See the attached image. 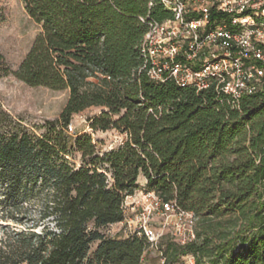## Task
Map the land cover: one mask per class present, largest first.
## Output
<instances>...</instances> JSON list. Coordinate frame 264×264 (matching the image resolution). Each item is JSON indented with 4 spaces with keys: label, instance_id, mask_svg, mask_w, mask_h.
I'll return each mask as SVG.
<instances>
[{
    "label": "trees",
    "instance_id": "obj_1",
    "mask_svg": "<svg viewBox=\"0 0 264 264\" xmlns=\"http://www.w3.org/2000/svg\"><path fill=\"white\" fill-rule=\"evenodd\" d=\"M22 2L41 30L17 70L0 52V79L69 98L41 125L0 101V214L14 224L3 227L0 264H143L145 237L105 232L141 188L196 217L192 241L164 238L165 264H264V88L234 101L140 71L141 18L172 16L159 0ZM91 107L101 108L94 131L125 135L105 153L69 132Z\"/></svg>",
    "mask_w": 264,
    "mask_h": 264
},
{
    "label": "built area",
    "instance_id": "obj_2",
    "mask_svg": "<svg viewBox=\"0 0 264 264\" xmlns=\"http://www.w3.org/2000/svg\"><path fill=\"white\" fill-rule=\"evenodd\" d=\"M159 2L172 16L163 21L141 18L148 30L140 44V71L153 81L173 80L197 92L213 86L234 101L264 88V0ZM137 191L126 198L125 218L119 224L125 237L137 234L147 239L144 255L158 247L173 222L181 244L195 238L193 212L164 201L154 191Z\"/></svg>",
    "mask_w": 264,
    "mask_h": 264
},
{
    "label": "rangeland",
    "instance_id": "obj_3",
    "mask_svg": "<svg viewBox=\"0 0 264 264\" xmlns=\"http://www.w3.org/2000/svg\"><path fill=\"white\" fill-rule=\"evenodd\" d=\"M40 26L29 16L22 0H0V52L12 70H17L31 49ZM69 98V91L53 90L43 86H30L19 80L14 74L0 79V101L5 110L16 117H21L29 125H41L47 120L60 117ZM101 112L99 107H91L73 116L69 132L73 135L90 134L102 153L122 143L125 135L116 131H94L89 119ZM136 194H139L137 191ZM12 222L2 220L0 214V236L3 227ZM177 223L166 226L164 237L145 255L143 264H165L161 244L164 238L180 241L175 236ZM105 232L114 237H125L121 225L109 226ZM127 234V231H126ZM174 238V239H173ZM95 247V246H94ZM176 264H197L192 255L183 256Z\"/></svg>",
    "mask_w": 264,
    "mask_h": 264
},
{
    "label": "crops",
    "instance_id": "obj_4",
    "mask_svg": "<svg viewBox=\"0 0 264 264\" xmlns=\"http://www.w3.org/2000/svg\"><path fill=\"white\" fill-rule=\"evenodd\" d=\"M145 182H146L145 178L144 177H140V184H141V186L144 185ZM114 225H120V224L119 223H116V224H113L111 226H114Z\"/></svg>",
    "mask_w": 264,
    "mask_h": 264
}]
</instances>
